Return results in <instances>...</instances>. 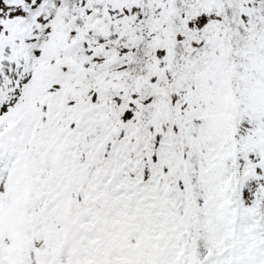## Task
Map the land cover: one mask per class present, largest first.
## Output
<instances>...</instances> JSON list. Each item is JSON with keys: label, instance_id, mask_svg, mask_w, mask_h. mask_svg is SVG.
Masks as SVG:
<instances>
[{"label": "snow or ice", "instance_id": "snow-or-ice-1", "mask_svg": "<svg viewBox=\"0 0 264 264\" xmlns=\"http://www.w3.org/2000/svg\"><path fill=\"white\" fill-rule=\"evenodd\" d=\"M0 264H264V0H0Z\"/></svg>", "mask_w": 264, "mask_h": 264}]
</instances>
